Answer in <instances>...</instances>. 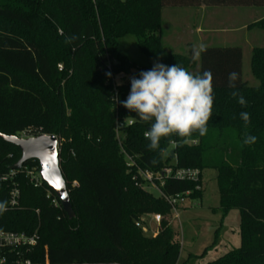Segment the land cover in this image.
I'll return each mask as SVG.
<instances>
[{
  "label": "trees",
  "instance_id": "trees-1",
  "mask_svg": "<svg viewBox=\"0 0 264 264\" xmlns=\"http://www.w3.org/2000/svg\"><path fill=\"white\" fill-rule=\"evenodd\" d=\"M201 5L264 7V0H0V133L57 137L74 212L69 219L52 203L53 192L47 197L45 183L33 187L22 171L0 181V202L7 204L0 230H36L39 236L27 257L53 264H181L178 233L168 221L152 238L135 226L144 214L171 211L163 198L135 185L137 167L156 172L173 165L215 170L220 206L240 214L239 247L205 264H264V47L254 46L250 54L256 86L242 79L240 46L204 45L197 61L173 51L160 34L163 7ZM249 26L264 29V17ZM128 34L145 57L142 65L118 50V40ZM155 63L211 72L214 104L205 136L173 134L149 151L144 134L150 123L121 102L131 79ZM231 72L238 73L235 88L229 86ZM119 75L127 79L114 84ZM241 112L250 113L247 125ZM121 120L133 123L117 138ZM246 132L257 137L255 144L243 143ZM20 156L0 138V175L9 174ZM129 158L135 165H128ZM33 164L39 165L29 160L23 166ZM12 184L19 199L11 208ZM197 184L167 179L160 190L196 199Z\"/></svg>",
  "mask_w": 264,
  "mask_h": 264
},
{
  "label": "rangeland",
  "instance_id": "rangeland-1",
  "mask_svg": "<svg viewBox=\"0 0 264 264\" xmlns=\"http://www.w3.org/2000/svg\"><path fill=\"white\" fill-rule=\"evenodd\" d=\"M197 7H171L162 9L163 35L175 52L184 53V44L188 41L198 42L202 37L212 40V46H240L243 51L242 79L250 86L258 85V81L250 72V54L254 46L264 47V29L250 27L253 21L264 16V7L254 6H213V9L202 15L197 14ZM233 15V16H232ZM252 22V23H251ZM247 25V28L244 26ZM201 29L202 34H195ZM233 42V43H232ZM236 42V43H234ZM118 50L137 64H144L145 57L137 47L134 35H125L118 40ZM119 75L114 84L126 80ZM113 90L116 89L113 85ZM20 136L25 137V134ZM119 137L122 134L118 133ZM216 172L203 169L196 191L200 196L196 199L185 198L178 201L175 210L160 213L161 221L166 220L178 233L181 246L179 261L181 264H205L216 260L228 251L240 245V214L237 209L225 212L219 204L216 185ZM154 197L159 191L148 190ZM157 212L141 216L144 223L143 233L152 238L158 226L153 220Z\"/></svg>",
  "mask_w": 264,
  "mask_h": 264
},
{
  "label": "clouds",
  "instance_id": "clouds-1",
  "mask_svg": "<svg viewBox=\"0 0 264 264\" xmlns=\"http://www.w3.org/2000/svg\"><path fill=\"white\" fill-rule=\"evenodd\" d=\"M204 50L205 46L200 45L195 56L198 58ZM228 80L229 86L235 88L238 73H229ZM231 95L238 97L241 106L247 105L239 92L233 91ZM121 103L137 113L140 120L150 123V130L144 134L150 140L149 151L159 148L161 138L173 134L181 138L191 137L193 133L205 136L214 104L212 74L210 71L194 74L177 64L155 63L151 70L142 71L140 78L131 79L130 94ZM240 117L246 125L250 123V113L241 112ZM256 141V136L245 133L244 144L252 145ZM6 210V202H0V213Z\"/></svg>",
  "mask_w": 264,
  "mask_h": 264
},
{
  "label": "built area",
  "instance_id": "built-area-1",
  "mask_svg": "<svg viewBox=\"0 0 264 264\" xmlns=\"http://www.w3.org/2000/svg\"><path fill=\"white\" fill-rule=\"evenodd\" d=\"M58 67L61 69L60 65ZM132 123V120L116 121L117 138H120L118 136L119 129L127 124L131 125ZM193 143H195V141H193ZM172 145H174V143H172ZM128 161L129 166L135 165L130 158ZM16 171H22L33 187L37 188L42 186L43 181L41 180L39 174V165L36 166L34 164L22 166L21 169L18 170H10L9 174L0 175V181L11 179L15 175ZM136 171L137 176H134L136 180L135 185L145 191H148L150 188L157 189L159 191V197L163 198L171 206V210L176 209V204L181 200L182 195L175 194L173 196H169L164 194L160 190V187L164 185V182L167 179L198 182L201 175V171L197 168H181L175 167L173 165L164 166L160 171L156 172L142 170L138 167ZM196 187L198 188V184ZM50 192L52 191L48 189L47 197H49ZM189 194V191L185 192V195ZM18 199L19 189L15 184H12L9 191V207L12 208L17 206ZM52 203L54 205H60L56 197L52 199ZM161 218L162 217L160 214H154L153 219L151 220L159 225ZM135 226L143 229L144 223L141 217L135 221ZM158 230L159 226L156 230V233ZM38 238L39 236L36 230L30 234H26L24 232L0 230V264H53L45 259L43 261H34L30 257L26 256V253L30 252L37 245Z\"/></svg>",
  "mask_w": 264,
  "mask_h": 264
},
{
  "label": "water",
  "instance_id": "water-1",
  "mask_svg": "<svg viewBox=\"0 0 264 264\" xmlns=\"http://www.w3.org/2000/svg\"><path fill=\"white\" fill-rule=\"evenodd\" d=\"M130 92L127 94L128 98ZM0 138L20 150V158L10 166V170L21 169L29 160H36L39 164L41 180L57 198L62 211L69 219L74 216L71 208L69 191L60 168L58 139L53 134H39L36 136L22 137L19 135H5L0 133ZM174 151L170 150L173 155Z\"/></svg>",
  "mask_w": 264,
  "mask_h": 264
},
{
  "label": "crops",
  "instance_id": "crops-1",
  "mask_svg": "<svg viewBox=\"0 0 264 264\" xmlns=\"http://www.w3.org/2000/svg\"><path fill=\"white\" fill-rule=\"evenodd\" d=\"M196 12H197V14L199 13H202V15L203 14H205V13H208V12H212V10L213 9H208V7L207 6H204V5H201V6H198L197 8H196ZM233 16V15H232ZM262 17H264V16H262ZM262 17H260V18H262ZM161 18H162V20H163V17H162V12H161ZM259 18V19H260ZM255 21H257V20H255ZM255 21H253V22H255ZM252 23V22H251ZM244 28H247V25H245L244 26ZM196 33L195 34H199V35H201L202 34V31H201V29H196V31H195ZM163 33V30L161 29V31H160V34H161V36H162V39H163V42L166 44V45H168L169 46V43H168V41H166V36L165 35H163L162 34ZM213 43V41L212 40H210V39H208L207 37H202L201 39H199L198 40V42H192V41H188V42H186L185 44H184V48H185V50H184V52L185 53H190V55H191V57L194 59V60H198V58L195 56V53L197 52V51H199L200 50V45H211ZM233 43V42H232ZM234 43H236V42H234ZM238 44H236V45H234V44H232V45H229V46H237ZM170 47V46H169Z\"/></svg>",
  "mask_w": 264,
  "mask_h": 264
}]
</instances>
